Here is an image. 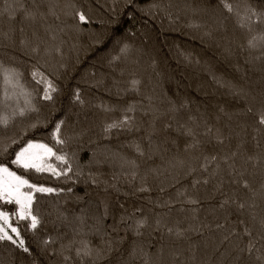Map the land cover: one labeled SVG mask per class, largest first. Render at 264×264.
I'll list each match as a JSON object with an SVG mask.
<instances>
[{"label": "snow or ice", "instance_id": "snow-or-ice-1", "mask_svg": "<svg viewBox=\"0 0 264 264\" xmlns=\"http://www.w3.org/2000/svg\"><path fill=\"white\" fill-rule=\"evenodd\" d=\"M165 20L211 55L162 67ZM37 193L65 197L47 224ZM0 245V264H264V0H0Z\"/></svg>", "mask_w": 264, "mask_h": 264}, {"label": "trees", "instance_id": "trees-1", "mask_svg": "<svg viewBox=\"0 0 264 264\" xmlns=\"http://www.w3.org/2000/svg\"><path fill=\"white\" fill-rule=\"evenodd\" d=\"M103 3V0H101ZM183 25V21L181 24L177 26L176 31H168V21H164L163 27L157 22L154 25H150V35H151V42L148 45V50L155 55L156 59L161 62V66L168 69L169 71H174L176 73L180 72H190L191 69H185L182 65L177 64L175 56H174V48L175 46H180L184 49L193 50L196 53H199L203 58L207 59L211 53L205 52L203 46L201 45L200 41L197 39H193L190 35L185 34L186 30H181ZM98 25H93V27H97ZM140 24H136V28H140ZM135 43L139 44V40H136ZM105 55L103 50L96 52V53H89L87 58L84 59L83 63H80L75 67V70H70L66 74V78H64L60 83L61 87L64 89L65 96L63 97L64 104L67 106V93L70 89L76 86L77 81L80 79L81 75L85 72V70L89 69L93 63L97 61L98 57H102ZM147 59V58H145ZM94 71L100 70L99 64H97L96 69H92ZM29 86L31 87L32 84L29 82ZM91 94V93H88ZM50 129H40L34 133H30V138H34L38 141L46 142L51 144V140L49 137ZM15 170V169H14ZM35 182H39L45 184L46 186L52 187H61L64 186L61 182L56 181L55 178H48L47 174H41L39 176L33 177ZM76 192L79 195H83L84 191L82 188H77ZM36 203L34 207L38 209L40 214L44 217L45 223H48V216L46 215L53 206V204L59 200L63 203L65 199L64 196L55 197L48 196V195H41L39 193L36 194ZM71 206V205H69ZM47 231V229H44ZM26 239L30 242V235L26 237ZM5 251V246L0 245V252ZM17 264H32V258L27 257L26 255L21 260L20 254L17 253ZM33 255L37 260L38 264H50L49 260L38 254L36 250L33 248Z\"/></svg>", "mask_w": 264, "mask_h": 264}]
</instances>
